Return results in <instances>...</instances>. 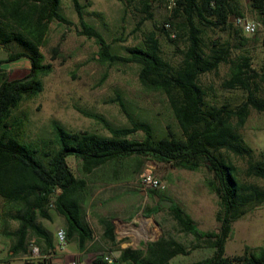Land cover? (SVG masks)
<instances>
[{"label":"trees","instance_id":"1","mask_svg":"<svg viewBox=\"0 0 264 264\" xmlns=\"http://www.w3.org/2000/svg\"><path fill=\"white\" fill-rule=\"evenodd\" d=\"M70 1L80 27L78 33L93 38L97 44L93 59L107 64H137L139 84L144 90L165 96L179 132L167 126L164 134L156 135L150 123L133 117L117 96L115 101L128 125L114 126L99 114L84 113L99 121L107 134L69 130L51 120L52 137L44 143L20 139L7 121L9 113L23 97H32L41 90L40 77L51 70L40 49L49 22L69 25L71 21L60 11V0H0V44L16 47L0 59V229L11 239L9 251L27 253V238L33 236L39 249L37 264H51L49 254L55 250L53 233L38 218L50 220L53 209L64 219L65 241L74 239L80 249L95 248L101 241L106 244L102 253L118 251L110 263L97 255L90 264H264V236L259 245H244L241 253L224 254L232 222L264 203V151L256 155L238 130L249 108L264 112V95L257 93L255 85L257 78L264 81V59L259 73L252 68L247 54L232 55L227 40L205 38L206 31L213 28L238 37L239 28L233 22L235 17L242 16L238 0H175L170 15L153 24V28L141 30V42L127 47L124 55L112 52L111 43L83 19V5L78 0ZM151 1L155 0H138L144 15L136 21L134 31L151 18ZM248 5L264 27V0H248ZM165 22L169 27L164 26ZM158 33L169 43H182L177 62L163 57ZM261 42L264 45V36ZM50 51L56 52L54 48ZM20 57L29 63L27 72L19 78H8L7 68L2 65ZM222 63L227 65V72L220 86L242 92L235 105L208 100L212 88L200 79L203 74L216 72ZM137 133L139 139L133 137ZM69 156L78 161L80 175L72 171L67 162ZM132 156L189 170L205 166L212 174L205 184L218 197L215 228L200 230L164 190L148 189L145 195L152 202L146 207L148 214L154 215L164 208L154 196L170 200L166 210L180 232L192 235V242L184 245L173 236L160 233L135 247L120 246L125 238L117 237L107 216L97 218L101 232L95 240L85 217L92 184L97 178L107 180L109 164ZM234 158L244 160L245 176L263 183L243 179ZM9 221L16 222L13 229H8ZM198 248H210L211 254L188 262H170L173 257L188 255Z\"/></svg>","mask_w":264,"mask_h":264},{"label":"rangeland","instance_id":"2","mask_svg":"<svg viewBox=\"0 0 264 264\" xmlns=\"http://www.w3.org/2000/svg\"><path fill=\"white\" fill-rule=\"evenodd\" d=\"M78 1L83 5V19L93 25L105 41L111 43L112 52L119 55L126 54L127 47L141 42V30L153 28V24H159L170 15L166 0L151 1V18L142 22L140 30L134 31L136 21L144 15L140 11L138 0ZM238 2L242 16L257 21L250 11L248 0H238ZM59 7L71 24L49 22L45 43L40 49L44 54V62L51 64V70L40 77L41 90L37 94L23 97L17 106L11 109L7 121L12 125L13 132L23 141L40 145L44 140L52 137L51 120H56L69 130H85L105 135L107 131L102 124L84 113L99 114L114 126L128 125L125 115L115 101L117 96L121 98L133 117L150 123L156 135L164 134L167 126L179 132L165 96L144 90L139 84L137 79L139 66L135 63L107 64L93 59L98 49L97 44L93 38L78 33L80 27L71 1L60 0ZM157 36L163 57L172 63L177 62L180 59L178 49L182 48V43H169L161 34L158 33ZM262 36H264V27L258 26L251 34L244 33L239 28L238 37L227 30L208 29L205 38L227 40L231 44L232 55L247 54L252 68L260 73L264 59ZM116 37L118 39L113 41ZM51 48L56 52L52 54ZM15 49L16 47L11 43L8 46L0 44V59L5 58L10 50ZM28 65L27 59L20 57L4 63L2 67L7 68L8 78L13 79L23 76L27 72ZM226 72L227 65L222 63L216 72L203 74L200 79L212 88L208 100L214 103L227 101L235 105L241 100L242 92L237 89L226 90L220 86ZM255 85L257 93L264 95V81L257 78ZM238 130L256 155L264 151V112L249 108L245 122ZM133 137L139 139L140 133ZM234 161L239 166L240 176L243 179L257 184L263 183L260 179L244 175L243 159L234 158ZM67 162L72 171L80 175L78 161L69 156ZM146 165H150L153 173L165 182L164 192L189 214L197 228L200 230L215 228L217 224L215 213L219 207L218 197L205 184V180L212 177L205 166L201 165L197 169L189 170L148 157L132 156L121 159L116 164H109L106 168L107 180L97 178L92 184L93 189L85 206V217L95 235L100 231L98 216L106 215L115 219L117 237L125 238L121 246L135 247L139 242L156 238L160 233L171 235L184 245L193 241L191 234L182 233L177 229V223L166 207L154 215L146 211V207L151 206V198L145 194L141 195L137 185L140 173ZM50 215V220L44 218L38 220L54 236L56 229L63 228L64 220L53 209H50ZM15 226L16 222L9 221L8 229H13ZM263 236L264 203L232 222V232L225 242L224 254L241 253L244 245H259ZM54 238L56 240V237ZM31 239L36 242L33 236H29L27 242L29 243ZM10 244L11 239L1 234L0 229V264H23L25 261L37 264L38 257L31 256L29 251L25 254L11 253ZM71 247L70 243L65 246L66 249ZM104 248L106 244L99 241L95 248L89 246L85 248V253L90 252L87 259L73 260L75 264H90L92 258ZM209 254H211L210 248H198L188 255H177L170 262L193 261Z\"/></svg>","mask_w":264,"mask_h":264},{"label":"built area","instance_id":"3","mask_svg":"<svg viewBox=\"0 0 264 264\" xmlns=\"http://www.w3.org/2000/svg\"><path fill=\"white\" fill-rule=\"evenodd\" d=\"M175 4V0H166V7L170 11L172 7ZM233 22L235 25H237L244 33L251 34L256 31L258 26H261L257 21L253 19H248L243 16H237L233 19ZM165 27H169V23H164ZM170 35L174 37V32L170 31ZM137 185L143 192H146L148 189H160L164 190L166 187V184L163 180L158 178L152 171V168L150 165H146L142 172L140 173L139 179L137 181ZM123 233L125 231L123 230ZM55 237L59 245H63L65 243V236H64V230L61 228H58L55 230ZM28 251L31 256L38 257L39 256V249L36 242L31 239L28 243ZM101 256L105 261L110 263L114 257H117L118 251H112L109 254H105L100 252L98 256ZM24 264V263H23ZM69 264H75L74 261H71Z\"/></svg>","mask_w":264,"mask_h":264},{"label":"crops","instance_id":"4","mask_svg":"<svg viewBox=\"0 0 264 264\" xmlns=\"http://www.w3.org/2000/svg\"><path fill=\"white\" fill-rule=\"evenodd\" d=\"M143 13V12H142ZM235 25V24H234ZM29 66V65H28ZM140 194L141 195H144L145 192L143 193L142 190H140ZM100 216H106V215H100ZM99 217V216H98ZM109 218H111L110 216H107ZM64 220V219H63ZM112 222L114 224V220L115 219H112ZM63 225V228L65 227V222L62 224ZM100 227V226H99ZM56 228V227H55ZM62 228V229H63ZM64 230V229H63ZM114 230L115 232L117 231L115 229V226H114ZM101 232V228H100V231L97 235L94 234V239L95 240H98L99 239V234ZM55 234L53 236V241L55 243V250L53 253L49 254V257L51 258V264H69V262L72 260L74 261L73 259L76 258L77 260H85L88 258V255L90 254V252L88 253H85V248L83 249H80L78 248L76 242L74 239H70L68 241H65V243L63 245H59L58 242L55 240ZM154 239V238H153ZM71 244L72 247L70 249H66L65 246L67 244ZM121 246V245H120ZM57 261L58 263H55L54 261ZM91 262V261H90ZM24 264H32L31 261H25Z\"/></svg>","mask_w":264,"mask_h":264},{"label":"water","instance_id":"5","mask_svg":"<svg viewBox=\"0 0 264 264\" xmlns=\"http://www.w3.org/2000/svg\"><path fill=\"white\" fill-rule=\"evenodd\" d=\"M153 198H154L155 201H158L159 204L162 205V206H164V207H168L171 204V201L170 200L159 199L157 196H154Z\"/></svg>","mask_w":264,"mask_h":264}]
</instances>
